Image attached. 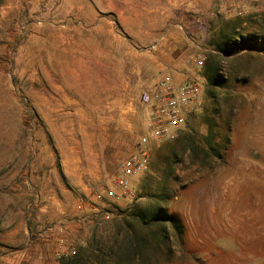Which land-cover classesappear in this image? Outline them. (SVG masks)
I'll list each match as a JSON object with an SVG mask.
<instances>
[{"label":"rangeland","instance_id":"obj_1","mask_svg":"<svg viewBox=\"0 0 264 264\" xmlns=\"http://www.w3.org/2000/svg\"><path fill=\"white\" fill-rule=\"evenodd\" d=\"M115 2L62 0L53 27L40 24L46 0L0 11V264L42 224L45 205L61 199L68 207L83 197L63 173V155L80 131L63 92L102 95L118 87L109 85L116 63L99 61L106 40L115 44L108 28H74L73 21L105 25L118 18L127 27L129 17L105 12ZM224 68L219 85L203 80L200 106L179 137L149 146V168L131 181L130 192L116 186L114 196L97 192L104 207L87 230L88 264H264V55L244 52ZM132 107L142 119L139 97ZM103 122L97 149L119 166L144 122L132 140L111 137L114 128ZM158 210L177 216L181 233L166 223L162 234L152 221ZM129 242L135 252L124 258Z\"/></svg>","mask_w":264,"mask_h":264},{"label":"crops","instance_id":"obj_2","mask_svg":"<svg viewBox=\"0 0 264 264\" xmlns=\"http://www.w3.org/2000/svg\"><path fill=\"white\" fill-rule=\"evenodd\" d=\"M61 1L46 0L48 16L40 23L43 27L55 26L52 16L63 11L60 12ZM23 5V0H0V11L10 13ZM114 8L107 9L106 14L129 17L127 27L118 18H107L105 25L98 19L93 23L73 21L74 28H108L115 44L106 40L108 45L103 46V59L99 61L116 63V79L109 85L118 87L115 92L102 95L78 92L71 97L63 92L67 103L73 104L69 111L73 113L71 120L80 128L75 148L63 155L67 167L63 173L73 179V190L83 197L68 207L61 199L45 205L47 214L43 215L42 224L26 233V241L18 250L3 253L5 264H61L63 257L74 256L80 247L89 244L88 227L95 213L104 207L98 203L101 197L97 192L115 189L119 174V162H109L104 151L97 149L101 140L99 127L108 120L106 127L114 128L111 137L126 135L132 140L135 129L143 124L140 117L131 114L136 111L132 102L138 101L142 88L163 77L179 86L198 80L203 88V80L209 83L212 65L222 64L226 70L225 63L244 52L264 55V0H116ZM75 15V10L69 11L65 23ZM153 15H158L154 22ZM157 40L160 42L154 47ZM85 55H91L90 51ZM201 56L205 59L202 67L194 61ZM130 57L133 64L128 67Z\"/></svg>","mask_w":264,"mask_h":264},{"label":"built area","instance_id":"obj_3","mask_svg":"<svg viewBox=\"0 0 264 264\" xmlns=\"http://www.w3.org/2000/svg\"><path fill=\"white\" fill-rule=\"evenodd\" d=\"M204 60L202 57L194 59L201 67ZM202 89L198 80L179 86L172 79L163 77L140 92L141 116L145 125L120 163L114 186L125 193L130 192L131 178L141 175L149 168V146L152 142L159 144L179 137L188 117L195 114L200 106ZM107 194L114 196V189Z\"/></svg>","mask_w":264,"mask_h":264},{"label":"trees","instance_id":"obj_4","mask_svg":"<svg viewBox=\"0 0 264 264\" xmlns=\"http://www.w3.org/2000/svg\"><path fill=\"white\" fill-rule=\"evenodd\" d=\"M226 51L230 53V50L226 49ZM223 75H224V70H223L222 64L212 65V69H211V71H209V75H208L209 85H219L220 81L222 80ZM214 153L216 155L219 154V152L217 150H214ZM137 215L139 216V218L143 224L147 225L149 223L148 219H147V215L145 213H140ZM152 221L160 223V225H161L160 229L163 232L162 234L166 235V232H167L166 223H169L170 225H172L178 233H181V231H182L181 224H180V221L178 220L177 216H173V215L169 214L168 212L162 213L161 210H158L156 212L154 220H152ZM31 232H32V229H31ZM132 244H133V242H129V245L126 248L124 258H129V257L133 256L135 251L131 248L132 246H134ZM89 246L90 245L88 244L85 247H80L79 250L77 251L76 255L63 257L61 259L60 263L61 264H88V261L91 258L89 252H87ZM100 262H102V261H100ZM115 262L119 263L120 260L115 259Z\"/></svg>","mask_w":264,"mask_h":264}]
</instances>
